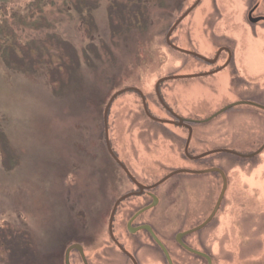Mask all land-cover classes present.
<instances>
[{"label":"rangeland","instance_id":"rangeland-1","mask_svg":"<svg viewBox=\"0 0 264 264\" xmlns=\"http://www.w3.org/2000/svg\"><path fill=\"white\" fill-rule=\"evenodd\" d=\"M195 1L157 0L144 9L142 25L124 28L114 26L115 16L112 28L110 15L131 0H22L0 9V264H64L71 243L98 247L113 201L132 189H118L104 144V109L116 92L138 89L149 114L168 122L167 111L204 120L236 102L264 106V27L255 37L248 31L245 0H202L178 27L172 38L178 46H189L191 31L199 49L201 40L210 52L225 42L236 45L235 62L215 76L163 83L166 109L159 103L160 79L208 69L165 43ZM72 59L69 76L62 66ZM108 128L113 152L148 181L185 165L186 131L147 118L135 92L115 99ZM263 144L264 112L242 106L194 126L188 152L250 155ZM215 158L228 183L216 247L240 249L235 264H264V151L250 160ZM182 182L196 187L186 194L198 200L215 202L222 187L212 174L177 177L166 186ZM166 192L160 190L163 199ZM173 198H181L179 190ZM70 263L81 264L76 253Z\"/></svg>","mask_w":264,"mask_h":264},{"label":"flooded vegetation","instance_id":"flooded-vegetation-1","mask_svg":"<svg viewBox=\"0 0 264 264\" xmlns=\"http://www.w3.org/2000/svg\"><path fill=\"white\" fill-rule=\"evenodd\" d=\"M156 1L157 0H134V3L136 5L141 3V5L147 9L149 5L151 6V4ZM201 1L181 21L173 33H175L178 27L198 8V6L201 4ZM245 1H247L248 5H246L243 18L245 25L249 28L248 31L252 33L253 37H255L257 36L255 29L258 27L259 29L264 27V0ZM203 26L206 27V20L204 21ZM207 27H210V25ZM173 33L170 37L171 44L186 52L177 53L181 54L182 56L192 58L208 68L207 70H201L193 75L207 74L203 77L215 76L234 65L236 45L224 41L225 43L216 48V50L210 52L208 51V47L202 44L201 40L199 49L196 44L192 43V32L190 31V33H187L185 36L190 44L188 47L182 48L176 44L178 39L175 36V41H172L174 35ZM213 36L216 37L215 35ZM196 37L198 38L199 36ZM201 38L202 37H199V39ZM167 47L173 50L168 45ZM234 73L236 74L238 72H231V74ZM109 113L110 110L108 112V117ZM143 113L146 116L144 109ZM167 113L170 117L169 122H171L169 125L185 130L187 135L190 129L193 135L194 126L207 124L224 114L223 113L217 116L207 123L199 124L197 122L205 121L212 117L215 113L204 120L183 117L174 112L172 113L171 111H167ZM178 119L183 121V125L179 126ZM115 156L131 176V178L128 177L124 169L118 165L110 155H108L110 161L117 167V171L115 169H112V171L115 174L116 183L120 185L118 186V189H121L124 184L131 187L132 189H129L125 194L119 196L113 201L108 217L106 218L105 232L99 241L98 247L93 248L85 242H73L70 244V246L73 244H78L83 248L84 259L76 250H73L70 254V261L72 254L76 253L81 264H220V253L222 252L225 254V260H223L227 264H235L236 260L241 261L240 258L242 257H235L236 253H238L240 249H221L222 251L220 252L218 247H216L219 245L217 233V215L224 202L225 195L216 215L213 216V218H211V220L205 226L201 227L206 221H208L211 214L213 213L217 200L214 202L209 198L205 200L189 198L186 193L190 188L196 189V187L188 186V182L173 184L169 187L166 186L168 182L177 177H184L186 181H192L193 179H198V177L211 174L219 177L222 184V177L218 173L213 172L204 175L184 173L171 177L157 187H154L155 184L174 171L186 170L199 172L214 169L216 167L214 163L216 160L215 155L202 158V155H192L190 152H188V155H186L184 153V155H182V161L185 164L184 166L172 169L162 178L154 182L140 177V175H138L135 169L131 166L132 163L125 159H121L119 155L115 154ZM189 164L193 165V167L189 166ZM162 189H167L164 199L160 194V190ZM175 190H179L181 193V198L178 200L174 198L171 199L172 192ZM124 196L128 197L122 200L115 208L118 200ZM162 204H164V206ZM161 207L163 208L160 214L158 211ZM231 234L234 236V233ZM231 234L229 233V236ZM70 246H68L67 249Z\"/></svg>","mask_w":264,"mask_h":264},{"label":"water","instance_id":"water-1","mask_svg":"<svg viewBox=\"0 0 264 264\" xmlns=\"http://www.w3.org/2000/svg\"><path fill=\"white\" fill-rule=\"evenodd\" d=\"M201 0H197L195 2V4L190 8L188 9L177 21L176 23L171 27V29L169 30L167 36H166V44L172 48L173 50H175L176 52H179V53H186L184 52L183 50H180L179 48L175 47L174 45L171 44L170 42V37L172 35V33L174 32V30L177 28V26L181 23V21L191 12V10H193L200 2ZM207 75V74H206ZM206 75H185V76H170V77H165L163 79H160L156 85H155V94H156V97L159 101V103L164 107V103L161 99V96H160V93H159V87L161 84L165 83V82H168V81H173V80H184V79H195V78H199V77H203V76H206ZM126 92H135L137 95H139L141 101H142V106H143V109H144V112L146 114V116L153 122L155 123H158V124H170L171 122H168V121H162V120H158V119H155L153 118L148 110H147V105H146V100H145V97L144 95L142 94L141 91H139L138 89H135V88H125L123 90H120L118 92H116L108 101L107 105L105 106V109H104V141H105V146H106V150H107V153L114 159V161L120 165L126 175L128 177L131 178L130 174L128 173V171L124 168V166H122V164L120 163V161L117 159V157L115 156V153L113 152L112 150V147H111V143H110V139H109V128H108V120H107V117H108V112L113 104V102L115 101V99L126 93ZM242 106H247V107H252V108H255V109H258L260 111H263L264 112V106L262 105H259V104H256V103H252V102H236V103H233V104H230L226 107H224L223 109H221L220 111H218L217 113H215L212 117H210L209 119L205 120V121H199L197 123L199 124H202V123H207L211 120H213L214 118H216L217 116L233 109V108H236V107H242ZM179 120V126L183 125V121L178 119ZM191 139H192V131L190 129L189 133H188V136H187V139H186V143H185V147H184V153L186 155H188V149H189V145H190V142H191ZM264 151V144L257 150L255 151L254 153L250 154V155H241V154H238L234 151H230V150H215V151H210V152H207V153H204L202 154V158L203 157H206V156H210V155H218V154H225V155H230V156H234V157H238L240 159H245V160H248V159H252V158H255L256 156L260 155L262 152ZM200 157V158H201ZM218 173L221 177H222V187H221V191L219 193V196H218V199H217V203H216V206L213 210V213L211 214L210 218L208 219V221H206L201 227L205 226L210 220L211 218H213V216L216 215V213L218 212L219 208H220V205H221V202L224 198V195L226 193V189H227V181H226V178L223 174V172L220 170V169H217V168H214V169H210V170H204V171H199V172H192V171H186V170H178V171H174V172H171L169 175H167L164 179H162L161 181H159L157 184L154 185V187H157L158 185L162 184L163 182H165L166 180H168L169 178L171 177H174V176H178V175H181V174H184V173H189V174H195V175H204V174H208V173ZM129 196V195H128ZM128 196H124L122 198H120L118 200V202L116 203L115 205V208L117 207V205L122 201L124 200L125 198H127ZM114 208V210H115ZM200 227V228H201ZM73 250H76L80 256L84 259V255H83V248L78 245V244H73L71 245L66 251H65V254H64V264H71L70 263V254Z\"/></svg>","mask_w":264,"mask_h":264},{"label":"trees","instance_id":"trees-1","mask_svg":"<svg viewBox=\"0 0 264 264\" xmlns=\"http://www.w3.org/2000/svg\"><path fill=\"white\" fill-rule=\"evenodd\" d=\"M20 1H22V0H0V9H4L8 5L15 4V3H18ZM144 9H146V7H143L141 5V3H138L136 5L134 3V0H131V3L129 5V7H128V5H125V4L122 5V6L117 7V10L115 11L116 13L110 15V17L112 18V20H111L112 28H114V26H116V27L121 26L122 28H124L125 26H128V25L133 24V23H137V24L142 25V23L145 22V20H143V19H145L144 18L145 17L144 16L145 13L143 12ZM114 16L116 17L115 21L113 19ZM113 21L115 23L114 26H113ZM117 32L118 33H122L124 31L123 30H120V31H116V33ZM72 61H73V59L71 61H69V63H63V66H62V68L63 67L65 68V66L66 67L69 66V67L65 68L66 69L65 71H66V73L69 76H71V65H72L71 63H72ZM58 77H59V75H58ZM2 239H3V242L6 244V246L11 250V252H13L14 249H15V245L13 246V243H12V246H10V244H8L7 241L5 240L6 238L3 237V236H2ZM16 242H17V244H16L17 247L18 246L19 247L22 246V244H21L22 243V240L21 239H20V241L17 240ZM18 242H20V243H18ZM9 249H8V251H10Z\"/></svg>","mask_w":264,"mask_h":264}]
</instances>
